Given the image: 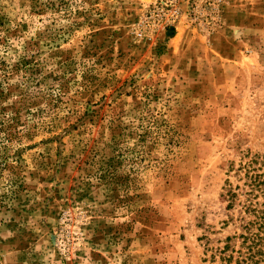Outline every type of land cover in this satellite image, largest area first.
Wrapping results in <instances>:
<instances>
[{
    "label": "rangeland",
    "instance_id": "1",
    "mask_svg": "<svg viewBox=\"0 0 264 264\" xmlns=\"http://www.w3.org/2000/svg\"><path fill=\"white\" fill-rule=\"evenodd\" d=\"M247 153L264 0H0V264H264Z\"/></svg>",
    "mask_w": 264,
    "mask_h": 264
},
{
    "label": "trees",
    "instance_id": "2",
    "mask_svg": "<svg viewBox=\"0 0 264 264\" xmlns=\"http://www.w3.org/2000/svg\"><path fill=\"white\" fill-rule=\"evenodd\" d=\"M175 27L169 29V35H175ZM236 174L243 180L242 185L234 188L230 185L225 193L228 206L232 207L241 197L243 208L242 244L247 246V258L264 260V155L247 153L239 163ZM243 255L242 251H239Z\"/></svg>",
    "mask_w": 264,
    "mask_h": 264
}]
</instances>
